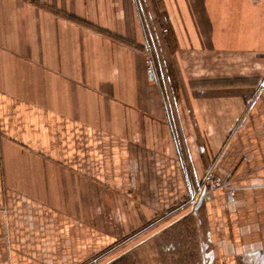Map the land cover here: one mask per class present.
Instances as JSON below:
<instances>
[{"label": "crops", "instance_id": "1", "mask_svg": "<svg viewBox=\"0 0 264 264\" xmlns=\"http://www.w3.org/2000/svg\"><path fill=\"white\" fill-rule=\"evenodd\" d=\"M155 186L195 264H264V0H0V264H90Z\"/></svg>", "mask_w": 264, "mask_h": 264}, {"label": "rangeland", "instance_id": "2", "mask_svg": "<svg viewBox=\"0 0 264 264\" xmlns=\"http://www.w3.org/2000/svg\"><path fill=\"white\" fill-rule=\"evenodd\" d=\"M154 15L160 22L161 14ZM167 38L168 35L165 40ZM168 44L166 49L172 51L173 45ZM169 63L173 64L172 61ZM136 192L140 196L144 190L138 188L130 192L131 197L123 196L121 205L117 206L120 212L116 214L113 193L106 189V205L100 215L94 214L90 221L92 229L105 235V247L99 251L91 250L90 264H195L194 257L197 255L192 246L195 244L193 230H188L189 236L184 231L181 233L182 239H173L182 230L175 225L174 231L165 234V207L161 206L159 198L162 190L156 186L150 190L154 195L153 205H145L141 199L136 201ZM169 245L175 250L168 251Z\"/></svg>", "mask_w": 264, "mask_h": 264}, {"label": "built area", "instance_id": "3", "mask_svg": "<svg viewBox=\"0 0 264 264\" xmlns=\"http://www.w3.org/2000/svg\"><path fill=\"white\" fill-rule=\"evenodd\" d=\"M146 70L149 74L153 73V64H152V60L150 57H147L146 59ZM205 187L209 190V191H213L221 186H223V182H221L220 180L214 178L213 176H208L205 181H204Z\"/></svg>", "mask_w": 264, "mask_h": 264}]
</instances>
